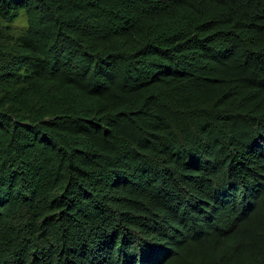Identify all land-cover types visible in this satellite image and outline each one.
Returning a JSON list of instances; mask_svg holds the SVG:
<instances>
[{
  "label": "trees",
  "instance_id": "obj_1",
  "mask_svg": "<svg viewBox=\"0 0 264 264\" xmlns=\"http://www.w3.org/2000/svg\"><path fill=\"white\" fill-rule=\"evenodd\" d=\"M0 264H264V0H0Z\"/></svg>",
  "mask_w": 264,
  "mask_h": 264
}]
</instances>
